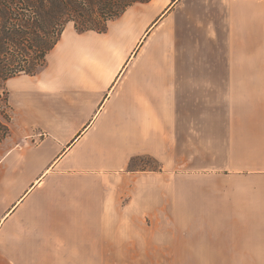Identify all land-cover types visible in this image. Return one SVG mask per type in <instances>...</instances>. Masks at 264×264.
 Instances as JSON below:
<instances>
[{
    "label": "crops",
    "instance_id": "0c3cea01",
    "mask_svg": "<svg viewBox=\"0 0 264 264\" xmlns=\"http://www.w3.org/2000/svg\"><path fill=\"white\" fill-rule=\"evenodd\" d=\"M188 1L65 28L4 83L0 264L264 261V0Z\"/></svg>",
    "mask_w": 264,
    "mask_h": 264
},
{
    "label": "trees",
    "instance_id": "16d2710c",
    "mask_svg": "<svg viewBox=\"0 0 264 264\" xmlns=\"http://www.w3.org/2000/svg\"><path fill=\"white\" fill-rule=\"evenodd\" d=\"M150 0H0V85L16 73L35 75L32 68L12 63L5 54L9 48L23 50L26 43L37 50L33 66H45V56L54 47L65 26L73 23L79 33H103L109 21L119 17L136 3ZM108 11L99 15V11ZM104 16V17H103ZM110 16V17H107ZM102 24V26H98ZM148 156H140L136 158ZM136 158L132 159L135 160ZM152 170H160L152 169Z\"/></svg>",
    "mask_w": 264,
    "mask_h": 264
},
{
    "label": "rangeland",
    "instance_id": "374dc122",
    "mask_svg": "<svg viewBox=\"0 0 264 264\" xmlns=\"http://www.w3.org/2000/svg\"><path fill=\"white\" fill-rule=\"evenodd\" d=\"M175 0H172L174 2ZM170 2L166 8L170 9L171 7ZM192 9V1H188L187 3L181 5V8L178 12L180 13H175V18L178 20H185L190 18V12ZM109 13L108 11H99V15L107 14ZM104 17V16H103ZM110 17V16H107ZM102 26V24L98 25ZM74 27L73 23H69L65 26V28H71ZM65 28L63 30H65ZM75 29V28H74ZM31 45L34 44H29L26 43L25 46H23V50H19L17 48H9L7 50V54H5L10 60H12V63L15 65H19L24 68H32L36 70V72H39L41 70V67H36L33 66L32 60L33 58H37V50H35ZM46 60V56H45ZM23 74V72H18L16 75ZM7 112V92L4 90V86L0 85V141L6 137L8 134V127H7V120H8V115L6 114ZM160 167V164L157 161H153L151 159H148L146 157H141V158H136L135 160L132 161L130 164L129 168L130 169H147V170H152V169H158ZM260 255V254H259ZM212 259V258H210ZM214 260H217L219 258H213ZM197 263V262H194ZM201 264H248V263H258V262H246L244 260V257L241 252H233L232 255V261H224V262H200ZM259 264H264V261H260Z\"/></svg>",
    "mask_w": 264,
    "mask_h": 264
},
{
    "label": "bare ground",
    "instance_id": "6f19581e",
    "mask_svg": "<svg viewBox=\"0 0 264 264\" xmlns=\"http://www.w3.org/2000/svg\"><path fill=\"white\" fill-rule=\"evenodd\" d=\"M166 13V12H165Z\"/></svg>",
    "mask_w": 264,
    "mask_h": 264
}]
</instances>
